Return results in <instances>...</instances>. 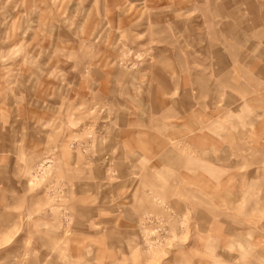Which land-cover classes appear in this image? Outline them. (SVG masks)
<instances>
[{
	"label": "rangeland",
	"instance_id": "1",
	"mask_svg": "<svg viewBox=\"0 0 264 264\" xmlns=\"http://www.w3.org/2000/svg\"><path fill=\"white\" fill-rule=\"evenodd\" d=\"M0 264H264V0H0Z\"/></svg>",
	"mask_w": 264,
	"mask_h": 264
}]
</instances>
